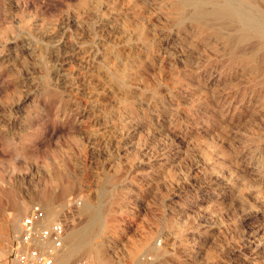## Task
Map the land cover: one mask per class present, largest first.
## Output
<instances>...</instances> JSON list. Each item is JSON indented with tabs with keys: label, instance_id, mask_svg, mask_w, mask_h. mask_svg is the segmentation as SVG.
I'll return each mask as SVG.
<instances>
[{
	"label": "rangeland",
	"instance_id": "374dc122",
	"mask_svg": "<svg viewBox=\"0 0 264 264\" xmlns=\"http://www.w3.org/2000/svg\"><path fill=\"white\" fill-rule=\"evenodd\" d=\"M254 29L264 0H0V264L44 190L65 237L99 213L105 263L264 264Z\"/></svg>",
	"mask_w": 264,
	"mask_h": 264
},
{
	"label": "bare ground",
	"instance_id": "6f19581e",
	"mask_svg": "<svg viewBox=\"0 0 264 264\" xmlns=\"http://www.w3.org/2000/svg\"><path fill=\"white\" fill-rule=\"evenodd\" d=\"M201 2V1H200ZM203 2V1H202ZM201 2V3H202ZM195 4H198L197 2ZM222 6V5H221ZM176 7L178 9H182L184 7L183 2L176 3ZM186 7V6H185ZM225 6L219 7L217 9H212L210 11H207L206 13L203 12V14H208L212 16H222L225 17L228 20H235L238 19L240 21V18L236 14H230V13H224L223 9ZM181 12V11H178ZM206 16V15H205ZM215 17V18H216ZM217 20V19H216ZM233 23V22H232ZM237 23V22H236ZM243 26H245V22H241ZM240 23V25H241ZM239 24V23H238ZM253 37L262 38L264 37V34L261 33L259 30L254 29L251 31ZM250 34V33H249ZM248 34V35H249ZM251 35V34H250ZM246 39V38H245ZM250 39V38H248ZM145 41V40H144ZM263 42V40H262ZM145 43V42H144ZM147 43V42H146ZM262 44V43H261ZM128 45V44H127ZM124 46V45H123ZM132 46V45H131ZM139 47V46H138ZM83 49V48H79ZM139 49V48H138ZM127 50V49H126ZM89 51V50H88ZM134 51V50H133ZM122 52V51H121ZM130 52V51H129ZM138 52V51H137ZM80 53V52H79ZM92 53V52H90ZM90 53H87L90 55ZM127 54V53H126ZM81 55V54H80ZM85 56V55H84ZM91 56V55H90ZM126 56V55H125ZM128 56V55H127ZM81 57V56H80ZM245 57V56H244ZM252 57V56H251ZM138 60V59H137ZM86 62V61H85ZM102 62V61H101ZM106 62V60L104 61ZM103 63V62H102ZM129 63V62H128ZM101 64V63H100ZM113 64V63H112ZM105 65V64H104ZM102 66V65H101ZM107 66V65H106ZM135 66V65H134ZM104 67V66H103ZM117 67V66H116ZM98 68V67H97ZM107 68V67H106ZM118 68V67H117ZM113 69V68H112ZM129 69V68H128ZM96 70V69H95ZM99 70V69H98ZM141 70V69H140ZM114 71V70H113ZM86 72V71H85ZM84 72V73H85ZM104 72V71H103ZM81 73V72H80ZM98 73V72H97ZM96 73V74H97ZM113 73V72H112ZM123 73V72H122ZM121 73V74H122ZM94 74V75H96ZM93 75V74H92ZM93 75V77H94ZM100 74H98L99 76ZM104 75V73H103ZM109 75V74H108ZM117 75V73H116ZM97 76V75H96ZM97 76V77H98ZM107 76V75H106ZM88 77V76H87ZM115 77V76H114ZM86 78V77H84ZM103 78V77H102ZM105 78V76H104ZM131 78V77H130ZM84 80V79H83ZM88 80V79H87ZM91 80V79H90ZM106 81V80H105ZM111 81V80H110ZM88 82V81H87ZM102 82V81H101ZM85 83V82H84ZM100 84V83H99ZM123 84V83H122ZM86 86V85H85ZM105 86V85H104ZM128 86V85H127ZM108 89V88H107ZM110 89V88H109ZM120 89V88H119ZM96 90V89H95ZM100 90V89H99ZM101 91V90H100ZM110 91V90H109ZM94 92V91H93ZM102 92V91H101ZM106 92V91H105ZM96 93V91H95ZM99 93V92H98ZM97 93V94H98ZM124 93V92H123ZM93 94V93H92ZM91 94V95H92ZM89 95V96H91ZM110 95V93H109ZM114 95V94H113ZM96 96V95H95ZM102 98V96H101ZM89 99V98H88ZM95 99V98H94ZM92 100V99H91ZM107 100V99H106ZM94 101V100H93ZM127 101V100H126ZM97 102V99H96ZM115 102V100H114ZM101 104V103H100ZM103 104V103H102ZM92 105V104H91ZM106 105V104H105ZM122 105V104H121ZM88 106V105H86ZM120 107V106H119ZM129 107V106H128ZM103 133V132H102ZM105 134V133H104ZM113 134V133H112ZM104 137V136H103ZM108 137V136H107ZM112 138V136H111ZM110 138V139H111ZM63 194V193H62ZM43 203L45 201V209L48 213V215H54L56 212L55 206L53 205L52 201L49 200V195L46 192V190L42 191L40 194ZM14 212L10 215V221L13 225L16 224V221H18V218L20 215L28 208V200L23 198L19 202H16ZM85 213L88 217V222L86 225L79 227V228H73L69 230L65 237L64 247L61 251H58V255L55 259V264H70L75 258H84L88 261L89 264H110L105 263L103 260V256L101 253V246L99 242L94 241L97 236L104 233V231L107 230V226L103 223L102 217H100L99 213L96 211H92L91 209H88L87 207L84 209ZM9 221V220H8ZM105 222V221H104ZM109 226V225H108ZM66 232V231H65ZM107 233V232H106ZM1 253V252H0ZM133 257V256H131ZM116 261V260H115Z\"/></svg>",
	"mask_w": 264,
	"mask_h": 264
},
{
	"label": "built area",
	"instance_id": "2783aa9c",
	"mask_svg": "<svg viewBox=\"0 0 264 264\" xmlns=\"http://www.w3.org/2000/svg\"><path fill=\"white\" fill-rule=\"evenodd\" d=\"M79 204L72 199L71 206ZM66 224L63 219H51L41 203L35 202L24 215L13 235L9 264H55L62 248ZM73 264H88L77 260Z\"/></svg>",
	"mask_w": 264,
	"mask_h": 264
}]
</instances>
